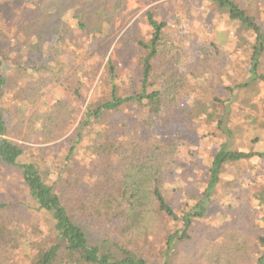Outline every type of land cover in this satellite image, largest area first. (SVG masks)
<instances>
[{
	"label": "rangeland",
	"instance_id": "obj_1",
	"mask_svg": "<svg viewBox=\"0 0 264 264\" xmlns=\"http://www.w3.org/2000/svg\"><path fill=\"white\" fill-rule=\"evenodd\" d=\"M237 1L258 18L264 29V0ZM51 2L0 0V57H7L0 110L10 125L8 139L24 148L20 163H34L45 181L55 184L60 171L58 167H62L65 161L66 140L73 135L85 109V105L80 107L81 102L84 97L90 100L101 73L96 80L94 76H89L88 81L87 76L84 77L83 97H75L73 88L79 87L82 61L77 63L68 48L70 32L67 33L69 40L59 54L54 50L53 53L45 52V58L31 56V41L26 31L36 22L33 19L29 22V17L37 15L31 9L37 10ZM110 3L119 7L112 17L111 47L107 52L110 54L116 50L118 74L125 76V88L130 87V78H137L140 71L135 58L138 47L134 41H146L150 37L147 13L152 12L158 21L166 24L161 59V63L166 64L158 67V73L161 77L166 74L164 69H175L184 82L174 93V98L169 95V100L171 98L177 108L173 107L162 115L156 127L143 134V139L147 141L150 136L154 141L167 116H177L178 122L171 115L173 120L169 124L172 133L181 139L173 148L171 157L164 162L166 165L167 162L176 164L185 185L174 189L173 177L167 176L164 178L167 184L164 193L182 218L186 207L193 206L191 195L202 194L213 156L229 140V135L234 149L264 151V83L244 86L251 80L254 38L240 34L229 18L217 13L208 0H86L84 4L110 8ZM67 15L65 13L64 17ZM62 19L63 15L55 27L62 23ZM57 56L60 62L68 64L69 68L63 73L53 71ZM18 58L21 61L15 64ZM43 64V71L31 69L38 65L41 68ZM258 73L264 75V54ZM164 79L166 77H161L162 83ZM215 99L226 101L227 109L217 106ZM198 104L208 108L209 114L198 116L195 113L193 118L192 110ZM225 114L227 122L218 126L219 118ZM57 118L69 123L65 128L60 127L59 133L56 131L57 138H51L55 136ZM51 130H54L52 136L48 134ZM81 153L76 154L74 163L80 172L84 169L90 172L91 150L83 149ZM11 173L13 175L0 167V196L29 205L25 187L14 177L17 172ZM221 178L206 216L194 221L188 239L173 248L171 258L167 256L168 238L176 233L182 235L183 223L157 213L154 206H150L153 209L143 227L130 233H124L120 221L99 226L91 224L92 227L84 230L91 244L99 246L102 253H113L118 259L122 258L119 247H123L149 264H259L264 253L258 241L264 211L255 194L264 188V159L227 164ZM33 215L34 220L42 221L45 232L53 226L50 213Z\"/></svg>",
	"mask_w": 264,
	"mask_h": 264
},
{
	"label": "trees",
	"instance_id": "obj_2",
	"mask_svg": "<svg viewBox=\"0 0 264 264\" xmlns=\"http://www.w3.org/2000/svg\"><path fill=\"white\" fill-rule=\"evenodd\" d=\"M208 2L217 13L227 16L240 34L254 38L251 45V80L244 86L264 83V75L258 73L264 54V29L258 18L237 0ZM84 3L86 0H52L49 5L31 9L37 14L36 17L33 14L29 17V22L32 19L36 22L26 31L31 41V56L45 58L47 51L60 52L69 40L67 33L70 32L68 48L74 53L77 63L82 61L80 84L73 88L75 97H83L84 77L87 76V81L89 76H94L96 80L99 73L101 77L90 100L84 97L81 102L80 107L85 105V109L73 135L66 140L65 161L62 167L57 166L60 171L55 184L46 182L34 163H20L25 154L24 148L8 139L10 125L0 110V167L10 174L17 172L14 177L25 187L30 200L28 205L0 196V264H149L123 247H119L120 259L113 253H102L99 246L90 243L84 228L120 221L124 233H130L143 227L153 208L157 213L183 223V234L176 233L168 238L167 256L171 258L173 248L188 239L194 221L206 216L221 183L224 167L254 158L264 159V151L258 149H234L229 135V140L213 156L202 194L191 195L193 206L186 207L180 218L164 193L167 187L164 178L167 176L173 177L174 189L175 186L185 185L178 175L180 169L176 164L167 162L166 165L164 162L171 157L173 148L181 139L172 133L169 124L173 120L170 116L178 122L177 116H167L154 141L150 136L147 141L143 139V134L156 127L162 115L173 107L177 108L172 99L169 100V95L174 98V93L182 88L184 82L175 69L168 67L163 70L166 73L161 74V77H166L163 83L158 73V67L166 64L161 63L166 24L158 21L152 12L147 13L150 37L146 41H134L139 52L135 56L140 68L136 74L138 81L132 76L130 87L125 88V76L118 74L117 52H107L111 47L112 17L119 6L110 3V8H104V5L93 7ZM65 13H68L67 17H64ZM62 15V23L55 27ZM19 58L15 64L21 61ZM55 59L53 71L63 73L69 68L67 63L59 61L60 57ZM6 62V56L0 57V98L5 87L3 72ZM44 66L31 69L40 72L45 69ZM214 102L227 109L226 101L215 99ZM216 104L213 103V106ZM194 108L191 113L193 118L195 113L198 116L209 114V109L203 105L198 104ZM55 121L58 122L55 136L51 138H57L60 127L65 128L69 123L59 118ZM226 122L225 114L219 118L218 126ZM48 134L52 136L54 130L48 131ZM83 149L91 150L90 172L85 169L84 173L80 172L74 163L76 154L81 155ZM255 199L264 211V188L255 194ZM150 206L154 207L150 209ZM41 212L52 216L53 226L46 232L42 221L33 219L34 213ZM262 223L258 241L264 251V217ZM259 264H264V253L259 258Z\"/></svg>",
	"mask_w": 264,
	"mask_h": 264
}]
</instances>
